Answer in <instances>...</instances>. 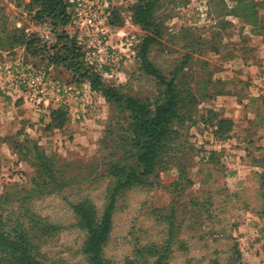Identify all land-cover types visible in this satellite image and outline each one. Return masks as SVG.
I'll list each match as a JSON object with an SVG mask.
<instances>
[{"label":"rangeland","instance_id":"374dc122","mask_svg":"<svg viewBox=\"0 0 264 264\" xmlns=\"http://www.w3.org/2000/svg\"><path fill=\"white\" fill-rule=\"evenodd\" d=\"M64 1L68 21L55 28L30 0H0V117L4 102L33 112V131L0 135L13 152L0 169V214L28 229L29 262L89 264L70 204L88 199L101 214L110 166L136 162L130 113L100 90L155 99L161 86L141 59L142 38L155 34L146 58L175 74L183 100L162 163L115 198L101 264H264V0H254V25L235 0H155L148 27L136 22L141 0H108V14L100 0ZM31 37L50 55L72 40L90 73L36 59ZM18 59L38 78L13 80L5 66ZM0 264L22 261L0 251Z\"/></svg>","mask_w":264,"mask_h":264},{"label":"trees","instance_id":"16d2710c","mask_svg":"<svg viewBox=\"0 0 264 264\" xmlns=\"http://www.w3.org/2000/svg\"><path fill=\"white\" fill-rule=\"evenodd\" d=\"M235 1L236 4L242 3L245 6V12L237 15L246 24H256L257 14L254 0ZM30 2L40 6L36 12L37 16L51 19L55 28L67 23L68 12L64 0H30ZM154 5L155 0H141L139 2L136 16L138 24L144 27L153 25L149 20V14ZM154 39L155 34H146L142 38L141 44L143 70L155 77L161 86L154 100L123 94L114 86L100 90L104 97L112 101L115 106L129 111L136 137V162L134 164L114 163L110 166V173L114 180L108 201L101 214H98L95 204L88 199H80L70 204L77 216L78 225L87 232L83 251L89 255V264H101L103 246L112 229V214L116 196L124 189L140 183L145 176L154 172L162 163L163 154L166 152L167 144L171 139L170 135L174 132L171 123L178 116L183 97L174 83L175 74L166 78L146 58L148 46ZM69 42L71 43L69 46L62 47L63 53L56 52L50 55L44 50L45 46L41 45L37 38L28 39V45L34 49V53H39L51 64L64 67L73 73L88 75L89 69L82 71L83 62L79 48L74 45L72 40ZM92 76L91 88H96L100 77L95 73ZM203 92V95L206 96V87L203 88ZM5 223L6 221L2 219L0 214V251L8 252L17 260L22 261V264H31L28 259L31 257L32 244L28 229L15 221L8 227H5ZM132 262V259L127 258V264ZM147 264H161V258L157 257Z\"/></svg>","mask_w":264,"mask_h":264},{"label":"crops","instance_id":"0c3cea01","mask_svg":"<svg viewBox=\"0 0 264 264\" xmlns=\"http://www.w3.org/2000/svg\"><path fill=\"white\" fill-rule=\"evenodd\" d=\"M34 56L35 58L37 56ZM36 59H40L41 61L46 60L42 56L37 57ZM47 62V60H46ZM51 67H56L55 65H50ZM4 102V101H2ZM7 104V102H4ZM5 104H1L2 107V115L0 117V122L2 123V133H9V131H15V129L19 128L22 124H28V131H33L32 125L28 123V117H32L33 112L29 109V106L25 103H15L12 106H8ZM12 149L9 145H5L4 143L0 146V169L9 171V168H4L3 162H8V159H13ZM6 158V159H5Z\"/></svg>","mask_w":264,"mask_h":264},{"label":"built area","instance_id":"2783aa9c","mask_svg":"<svg viewBox=\"0 0 264 264\" xmlns=\"http://www.w3.org/2000/svg\"><path fill=\"white\" fill-rule=\"evenodd\" d=\"M98 2V0H94ZM100 5H101V12L104 14H108L109 7H110V2L108 0H100ZM71 3H78V0H69ZM5 70L11 73L13 80H18L20 82H24L28 78H33L37 76V70L33 67L32 64L28 63H23L21 59H18L13 65H6Z\"/></svg>","mask_w":264,"mask_h":264}]
</instances>
